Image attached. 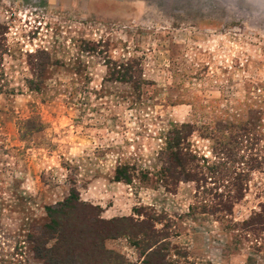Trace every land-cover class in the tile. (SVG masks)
<instances>
[{
	"label": "rangeland",
	"instance_id": "1",
	"mask_svg": "<svg viewBox=\"0 0 264 264\" xmlns=\"http://www.w3.org/2000/svg\"><path fill=\"white\" fill-rule=\"evenodd\" d=\"M0 24V264H49L51 241L33 238L71 189L106 219L135 207L158 217L179 264H264V4L0 0ZM125 64L131 82L109 75ZM187 122L200 164L245 177L230 212L229 179L170 191L158 178L169 132ZM231 122L234 160L207 137ZM120 167L130 183L115 181ZM104 245L141 264L129 238Z\"/></svg>",
	"mask_w": 264,
	"mask_h": 264
},
{
	"label": "trees",
	"instance_id": "2",
	"mask_svg": "<svg viewBox=\"0 0 264 264\" xmlns=\"http://www.w3.org/2000/svg\"><path fill=\"white\" fill-rule=\"evenodd\" d=\"M5 31V27L0 24V65L2 55L7 50L4 45ZM125 66L113 68L109 75L120 81L131 82L133 66L128 64ZM192 127L189 122L180 123L169 132L171 137L160 154L163 165L158 178L165 189L170 191H174L180 180H193L197 183L198 189L201 187L200 181L205 180L206 175L210 178L229 179L233 191L228 192L219 204L225 211L230 212L234 200L243 195L245 177L242 176V172H235L226 161L205 166L206 160L202 159L203 164H200V159L190 149L188 140L193 132ZM236 127L238 125L231 122L226 123L222 129L215 128L211 131V136L207 137L213 139L214 146L211 150L214 154H222L224 158L234 160L237 139L241 137L234 133ZM241 127L243 130L245 126ZM252 160L254 162L249 165L250 168L259 165L257 159ZM114 179L130 183L131 175L126 167H120L115 170ZM45 211L48 221L38 228L33 241L37 244L51 241L47 252L43 254L46 260L49 257V264H132L123 255L104 245L105 239L119 236L129 238L138 248L143 255L141 264H179L177 260L168 259L169 243L166 241L168 236L165 232L162 233L164 227L160 229L156 227L158 217L142 212L136 207L133 208L136 217L131 214L106 219L101 216L102 209L99 205L83 201L78 191L71 189L62 201L47 205ZM259 215L260 213L257 214Z\"/></svg>",
	"mask_w": 264,
	"mask_h": 264
},
{
	"label": "water",
	"instance_id": "3",
	"mask_svg": "<svg viewBox=\"0 0 264 264\" xmlns=\"http://www.w3.org/2000/svg\"><path fill=\"white\" fill-rule=\"evenodd\" d=\"M254 1H256L259 4H264V0H254Z\"/></svg>",
	"mask_w": 264,
	"mask_h": 264
}]
</instances>
